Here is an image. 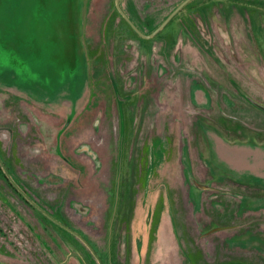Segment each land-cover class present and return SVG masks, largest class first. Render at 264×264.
Here are the masks:
<instances>
[{
  "label": "rangeland",
  "instance_id": "1",
  "mask_svg": "<svg viewBox=\"0 0 264 264\" xmlns=\"http://www.w3.org/2000/svg\"><path fill=\"white\" fill-rule=\"evenodd\" d=\"M173 1L140 0L142 14ZM115 2L0 0V193L13 207L0 201V262L209 264L216 224L264 222L262 199L234 218L224 204L241 200L189 185L203 126L264 145V0H201L149 38Z\"/></svg>",
  "mask_w": 264,
  "mask_h": 264
},
{
  "label": "flooded vegetation",
  "instance_id": "2",
  "mask_svg": "<svg viewBox=\"0 0 264 264\" xmlns=\"http://www.w3.org/2000/svg\"><path fill=\"white\" fill-rule=\"evenodd\" d=\"M202 133L204 138V151H203L204 158L201 160V164H202L201 170L198 172L200 177L196 178L195 172H192L194 177L191 175V178L195 181L194 184L190 181L189 185L196 193L197 197L206 195L208 197L217 198L218 195L224 194V195L232 196L234 200H241L239 204L232 202L225 203L224 207L226 209L228 207L232 209L233 215L236 214L234 218H238L237 216L238 213L240 214L242 213L241 217H245L246 216L245 214H247L251 210H244V207L247 206L254 207L256 205V201L259 199H262L264 201V193L250 194L247 191L245 193L244 192L239 193L236 190L238 181L235 177H233V167L231 169H227V167L223 166L222 165L223 163L220 162V158L224 154L225 149H223V147L220 145H218L215 148L213 141H211V136L213 135H216L221 138H225V137L219 132L215 131L213 128L208 126H203ZM242 139H248V137L246 136ZM249 143H251L250 140ZM254 181L257 182V184L260 183L258 179ZM224 182H228L229 184L231 183L233 185V189H229L222 186L221 184H224ZM226 209L224 210L226 211ZM246 224H248V222H244V221L240 223L235 221V222H230L229 224H221V223L216 224L217 226L215 228L217 230L215 229L214 233H224L223 237L221 238V240L222 239L224 240L221 241L222 244H220L219 241H215L216 246L214 249V255L210 259L211 262H209V264H212L214 262H218L219 264H222V261H227V260L233 261L237 259H248V260L251 259V262L257 260L258 262L264 264V257L260 258V255H258V253L260 252L256 250V248H258L259 250L262 251L261 253H264V222L263 223L259 222L254 227L253 226L246 227L247 226ZM210 226L211 225L206 226L207 231L211 229ZM244 230L246 235L244 237L245 240L241 238V241L240 239L238 241L245 243V245L242 246L243 244H240L238 242L236 243V241L238 240L237 239L238 237H241L240 235H243ZM222 246L223 247L225 246L224 247L225 249L222 248ZM247 247L252 248L251 253H244L243 250H241ZM203 254L204 253L200 251L196 256L198 257L197 258L198 260L205 262V256ZM242 255H250V256H248L247 258L246 257L243 258L244 256ZM229 264H233V262ZM252 264H254V262Z\"/></svg>",
  "mask_w": 264,
  "mask_h": 264
},
{
  "label": "water",
  "instance_id": "3",
  "mask_svg": "<svg viewBox=\"0 0 264 264\" xmlns=\"http://www.w3.org/2000/svg\"><path fill=\"white\" fill-rule=\"evenodd\" d=\"M190 0H182L169 14L166 18L150 33H142L135 24L128 18L124 11L119 6V0H116L115 5L118 12L126 20V22L132 27V29L144 38H149L155 35L159 30H161L165 24L174 16L187 2ZM259 109L264 111V105L257 102L253 103ZM211 141L214 143L216 148L218 145L222 146L224 154L220 158L222 165L231 169L233 167L234 173H242L250 176L251 178H256L258 180H264V145L262 144H251L248 142L235 141L229 142L224 138L218 137L216 135L211 136ZM0 264H7L0 262Z\"/></svg>",
  "mask_w": 264,
  "mask_h": 264
},
{
  "label": "trees",
  "instance_id": "4",
  "mask_svg": "<svg viewBox=\"0 0 264 264\" xmlns=\"http://www.w3.org/2000/svg\"><path fill=\"white\" fill-rule=\"evenodd\" d=\"M123 1H124V6L122 10L124 11V13L142 33L148 34L151 31H153L166 18L164 13H167L169 11L171 12L182 0L173 1L169 5L168 9H165L164 11L155 10L154 13L149 12L144 15L142 14V9L140 7L141 6L140 0H123ZM200 1L201 0H190L184 5V7L193 4H198ZM120 20L125 24L128 30H130L133 34H136V32L132 29V27L126 22V20L123 17L120 16ZM1 196L3 195L0 193V201L4 204L3 207L7 206L9 210L13 211V207L9 205V202L6 199V197L5 196L1 197ZM79 237L82 239V241L84 240L87 245H90L91 242L88 239H86L84 236L79 235Z\"/></svg>",
  "mask_w": 264,
  "mask_h": 264
},
{
  "label": "crops",
  "instance_id": "5",
  "mask_svg": "<svg viewBox=\"0 0 264 264\" xmlns=\"http://www.w3.org/2000/svg\"><path fill=\"white\" fill-rule=\"evenodd\" d=\"M198 261H200V260H198Z\"/></svg>",
  "mask_w": 264,
  "mask_h": 264
}]
</instances>
